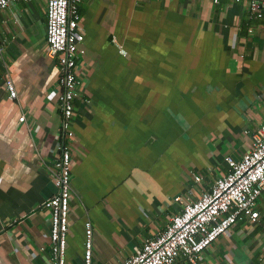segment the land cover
<instances>
[{
    "label": "crops",
    "instance_id": "obj_1",
    "mask_svg": "<svg viewBox=\"0 0 264 264\" xmlns=\"http://www.w3.org/2000/svg\"><path fill=\"white\" fill-rule=\"evenodd\" d=\"M79 12L66 260L82 264L88 218L93 264H121L264 124V12L251 16L249 0H81ZM0 45V264H50L61 117L46 0L0 10ZM256 208L255 223L233 225L195 264H264V195Z\"/></svg>",
    "mask_w": 264,
    "mask_h": 264
},
{
    "label": "built area",
    "instance_id": "obj_2",
    "mask_svg": "<svg viewBox=\"0 0 264 264\" xmlns=\"http://www.w3.org/2000/svg\"><path fill=\"white\" fill-rule=\"evenodd\" d=\"M18 0H0V10ZM27 1V0H23ZM81 0H46L45 55L54 58L58 67V107L61 117V140L56 144L57 157L49 171L55 191L47 201L50 264H67L66 250L70 227L71 154L68 140L79 97L77 62L84 54L83 34L79 30ZM237 1V0H235ZM264 0H249L251 16L261 17ZM3 47L0 45V52ZM10 99L17 91L10 78L4 81ZM24 121V116L18 118ZM246 132V131H245ZM66 140V141H65ZM227 170L215 179L208 191L196 200L182 202L162 231L146 239L140 249L121 264H195L201 253L238 222L255 223L259 219L257 200L264 195V124L251 135L250 148L239 159L224 156ZM199 181V176H194ZM82 264H93L92 224L83 220Z\"/></svg>",
    "mask_w": 264,
    "mask_h": 264
}]
</instances>
